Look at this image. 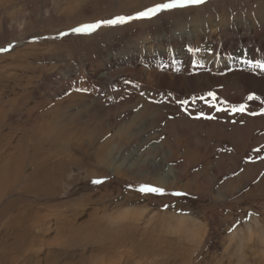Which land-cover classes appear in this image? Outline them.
I'll list each match as a JSON object with an SVG mask.
<instances>
[{"label": "rangeland", "instance_id": "1", "mask_svg": "<svg viewBox=\"0 0 264 264\" xmlns=\"http://www.w3.org/2000/svg\"><path fill=\"white\" fill-rule=\"evenodd\" d=\"M161 2L0 0V49H9L0 51V176L4 170L15 174L20 150L33 156L37 125L62 134L55 145L43 144L40 153L66 165L53 202H35L43 196L39 193L22 194L13 213L0 220V264H176L164 251L153 255L151 245L142 247L148 254L140 256L132 244L158 237L168 243L166 251L169 244L176 248L182 233L191 238L183 242L188 264H264V93H244L241 86L250 79L238 70L175 82L164 67L108 64L144 36L187 34L194 53L207 55L213 31L221 28L234 37L236 28L264 17V0H206L91 34L72 32L82 24L133 16ZM151 71L157 75L150 79ZM250 94L257 99L247 100ZM240 104L247 105L246 112L229 111ZM82 126L79 136L66 135V128ZM101 148L103 164L90 159ZM95 179L103 183L93 184ZM19 183H12L13 196L21 193ZM141 184L161 187L166 194H142L136 190ZM172 192L184 195L168 194ZM59 201L65 202L61 213L54 206L50 214L42 213L52 229L59 214L70 222L72 229L62 234L63 248L34 245L22 256L17 251L23 221L8 239L1 224L9 216L27 218L30 208ZM38 225L32 234L35 229L40 238L54 233ZM105 226L124 239L116 257L107 255L109 244L101 248L103 255L84 242Z\"/></svg>", "mask_w": 264, "mask_h": 264}, {"label": "bare ground", "instance_id": "2", "mask_svg": "<svg viewBox=\"0 0 264 264\" xmlns=\"http://www.w3.org/2000/svg\"><path fill=\"white\" fill-rule=\"evenodd\" d=\"M240 30L239 28H236L234 32L235 36L231 38L228 37V35H226V32L223 31L221 28L213 31L209 37L211 39V43H210V52L207 55L206 54L200 55V53L199 54L194 53L195 49L193 48L191 36H188L187 34H184V35L177 34L176 35L177 37L174 35H172L171 37H169L168 35H160V36H154V37L144 36L141 39L134 41L131 49L127 50L126 52L115 54L111 58L108 64L115 65V66L128 65L129 67L133 68L134 64L139 63V64L147 66L148 69H152L153 66L155 67L157 66V68L164 67L169 72L173 73L172 75H170V78H173L174 79L173 81L175 82L180 81L181 79H184V78L188 80V79L195 77L196 75L199 77L216 76L218 74L227 73L231 70H238L244 73L245 77L248 76L247 79H250V81L248 80L249 84H245L246 83L245 82L241 86V90L244 93L249 92V91H258V92L264 93V73L260 72L259 70L255 68H250L247 64H244L241 62V60L243 59H248V60H253V61L255 59H260L264 61V17L260 16L259 19L257 18L255 21H252V23L249 22L247 25L245 24L242 27L240 26ZM236 48L238 50H236ZM189 49H191V51H189ZM200 71L202 72L201 74H200ZM156 75H157L156 71H151L148 73V77H150V79L153 77H156ZM35 128L36 129L33 132V137H35L34 144L36 145H35V150L31 152L33 156L28 158L27 157L28 155H26L27 152H25L24 150H20L17 170L15 174L12 175L10 170L8 172L4 170L3 173H1L3 176H0V220L2 221L4 218L8 217L9 213H10L9 215H11L13 213L12 210L21 201H23L24 198L22 194L24 195V197H26L27 194L34 195V197L43 195L42 197L39 196L38 198H34L35 202H38L40 200L44 202L46 201L50 202L52 201L53 198H56L57 195L59 194L56 185L62 181V177L64 176L66 165L65 163H62V162L53 163L52 159L48 158L46 154H43L44 153L43 151H41L42 152L41 154L40 150H41V146L43 147V144L44 146H46L47 144L55 145L57 143V140L61 138L62 134L58 133L56 135V132H54L52 126L51 127L47 126L45 128L46 131H43V127L41 129V126H38V125ZM69 129L70 128L65 129V131H68L66 135L71 134V133L72 134L75 133L76 135V132H77L79 136L81 133H83V131H85L83 126L78 129L72 128L70 129L71 132L69 131ZM101 130L103 131V129ZM121 134L125 136V133H121ZM53 139H54V142L52 141ZM78 139L79 138H77L74 142V145L76 146L82 144V143L77 142ZM79 148L81 149V147ZM103 148H106V145ZM103 148L98 150L97 154L93 157H90V159H93L96 162H102L101 164L105 163L103 162L104 160L101 159V156H103L105 153L103 151L105 149ZM80 152L81 151H79V153ZM25 159H27L26 162H28V164H26L27 170H25L26 168L25 167L26 165L24 164ZM104 159H106V155H104ZM31 177L34 179V181L30 180ZM11 181L20 182L19 185L16 187L20 190L21 192L20 194L14 193L15 196H13L10 193L11 187H13V184H12L13 182ZM11 195H12V198L7 200V198L10 197ZM64 203L62 201H59V203L54 204V205H46V204L39 205L40 208L38 210L33 209L34 211L32 210V208H30V213L27 218H23L21 215L19 216L15 215L13 217L9 216V218L5 221V224H1L2 227H6L3 234L5 235V232H8V235L5 236V238L8 239V236H10V233L14 232L13 230L19 227V224L21 223V221H23L25 232L23 233L22 238L19 240L20 241L19 244H21V248L18 249L17 251L21 253L22 256L25 254V252H28L30 248L33 247L34 245L36 246L39 245V247L41 248L45 247V249H51L50 247L52 246L53 248L55 247L63 248V245H64L63 236L64 235L62 234L66 233L67 231L70 232L72 228L69 229V226L71 225L70 222L67 221L66 219H63L64 217H61L60 216L61 214H59V216H56V218H53L54 223L52 225L54 229H52V226L50 227L51 231H54L53 234L51 233V235L49 236L45 235L46 237L40 238L38 235H36L37 234L36 231H39V230L35 229V232H34L35 234H32V229L34 225L39 224V225L46 226V229H45L46 231H50V228H49L50 224H47L48 216H46L42 212L45 211V213L47 212L48 214H50L51 213L50 211L53 208V206L57 207V209H59V212H60L62 211L60 209L65 206ZM80 229H83V227ZM112 230L113 229H109L106 226L103 228H97L95 229V231L93 230L94 232L91 234L92 236L88 235V237H84V242L89 243V244L92 243L91 245H94L95 247H97L96 249L98 250L96 251H98L99 253H101L100 252L101 248H103L106 244H109V247L105 248L107 255L112 254L114 257H116L117 254L115 250L123 246L124 239L120 237L121 235H118V230H116V232L114 233L112 232ZM182 235L183 237H179L178 242L174 243L176 245V248L171 249L172 248L171 244H169L168 245L169 247L166 251L164 247H166L165 245H167L168 243L166 242L162 243L163 241L160 240L157 236H156L157 239L149 238L150 241L147 244L145 240V241H142L140 244L138 243L135 244L134 242V244L132 245L134 246V248L135 247L138 248L136 250L139 251L138 253L140 256L141 255L146 256L148 254V251L147 250L144 251L142 247L151 245L153 255H156V256L159 254L162 255L161 251H164V255L167 254V255L174 256L176 264H188L189 263V253L183 247V242H186L187 240H190L191 238H189L190 235L188 236V233L187 234L182 233ZM180 239H183V240H180ZM0 240L2 241V239ZM7 241H4V242H7ZM23 242H25L24 245H23ZM137 245H140V246L137 247ZM178 245H179V248H178ZM45 249L43 251H45ZM175 249L177 250L174 252ZM101 254L104 255V253H101ZM45 257H47L46 254L43 258ZM12 260L15 261L13 258ZM49 261H51V259ZM164 261L165 260H163L160 264H167Z\"/></svg>", "mask_w": 264, "mask_h": 264}, {"label": "snow or ice", "instance_id": "3", "mask_svg": "<svg viewBox=\"0 0 264 264\" xmlns=\"http://www.w3.org/2000/svg\"><path fill=\"white\" fill-rule=\"evenodd\" d=\"M206 0H163L161 3H157L151 7H147L142 11H139L135 13L133 16H116L111 19H105V20H98L94 23H86L82 24L78 27H75L72 29V32L75 34H91L101 27H114L118 25H124L132 20H139V19H151L160 13L163 12H169L173 11L176 9H183L187 7H196L199 6L203 3H205ZM61 35H66L65 33H62ZM9 49L4 48L0 49V51H8ZM191 51V49H189ZM242 63L247 64L250 68H255L259 70L260 72L264 73V61L260 59H255L253 60H248V59H243L241 60ZM208 97L212 98L213 100H216V94L214 92H208ZM203 99V97H201ZM257 97L254 95L250 94L247 96V100L249 101H254L256 100ZM179 103L181 105H187L188 101L187 100H180ZM220 103H224V101H220ZM210 108H215L217 111H221L222 109L219 108L216 104H209L208 105ZM247 110V105L246 104H240L238 107H234L232 109H229V111L232 112H240L244 113ZM252 115H255L256 113H250ZM203 116V113L198 115L195 118H200ZM207 119H212V117H206ZM255 151L259 152L260 149H256ZM93 184H100L103 183L102 180L100 179H95L92 181ZM142 194H152V195H165V190L161 187H155L147 184H141L139 188L136 189ZM169 195L173 196H181L184 195V193L180 192H172L168 193Z\"/></svg>", "mask_w": 264, "mask_h": 264}]
</instances>
